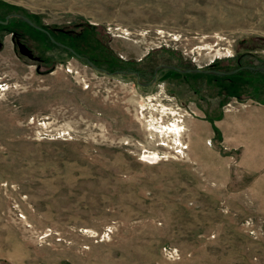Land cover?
Listing matches in <instances>:
<instances>
[{"label":"rangeland","instance_id":"374dc122","mask_svg":"<svg viewBox=\"0 0 264 264\" xmlns=\"http://www.w3.org/2000/svg\"><path fill=\"white\" fill-rule=\"evenodd\" d=\"M11 14L80 58L0 24V264H264V0Z\"/></svg>","mask_w":264,"mask_h":264},{"label":"water","instance_id":"95a60500","mask_svg":"<svg viewBox=\"0 0 264 264\" xmlns=\"http://www.w3.org/2000/svg\"><path fill=\"white\" fill-rule=\"evenodd\" d=\"M10 18H17V19H19V20H21V21L27 23L28 25H30V26L33 27L34 29L39 30V31H42V32L45 33L48 37H50L49 34H48L46 31H44L43 29L37 27V26L34 25L32 22H30L28 19H26L24 16L19 15V14H11V15H9L8 17H6V19H5L4 22H1V21H0V24H4V25L7 24L8 20H9ZM51 41H52L53 43H55L57 46H60V47H62V48H64V49H66V50L69 51L70 53H73L76 57L80 58V57L77 56V55H76L71 49H69V48H67V47H65V46H63V45H61V44L55 42V41L52 40V39H51ZM86 63H87L89 66H91L92 68H94L95 70L100 71V72H102V73H105V74L108 75V76L124 74V75H134V76H136V77L138 78V75H137V74H133V73H129V72H124V71H123V72L119 71V72H114V73H108V72H106V71H104V70H102V69H99V68L95 67L90 61H87ZM160 69H174V67L166 66V65H162V66L157 67V68L155 69V72H157V71L160 70ZM243 69H246V70H258V71H264V68L245 67V68H243ZM236 72H237V70L230 71V72H218V71H213V70H199V69H197V70H193V71H188V73H204V74H210V75H215V76H231V75L235 74ZM148 85H149V84H148Z\"/></svg>","mask_w":264,"mask_h":264},{"label":"flooded vegetation","instance_id":"af4514ba","mask_svg":"<svg viewBox=\"0 0 264 264\" xmlns=\"http://www.w3.org/2000/svg\"><path fill=\"white\" fill-rule=\"evenodd\" d=\"M11 19V18H10ZM17 19V18H16ZM50 36V35H49ZM51 40V39H50ZM64 46V45H63ZM169 71V75L166 76V78H172L174 75L173 74H176V75H182V76H186V75H204V76H209L210 74H204V73H188V71H193V70H181V69H178L176 67H174V69H160L158 70L157 72H155V69L153 71V73L151 74V80L149 83L145 84V86H149L150 84L156 82L158 80V75H159V72L160 71ZM119 72V71H118ZM123 72V71H121ZM125 72V71H124ZM260 72V71H259ZM263 72V71H262ZM129 73H133V74H137L138 75V78L134 75H130V76H134L136 79H139V75L140 73H137V72H133V71H129ZM264 73V72H263ZM149 84V85H148Z\"/></svg>","mask_w":264,"mask_h":264},{"label":"trees","instance_id":"16d2710c","mask_svg":"<svg viewBox=\"0 0 264 264\" xmlns=\"http://www.w3.org/2000/svg\"><path fill=\"white\" fill-rule=\"evenodd\" d=\"M16 19V18H15ZM23 22V21H22ZM25 23V22H24ZM25 24H27V23H25ZM28 25V24H27ZM28 26H30V25H28ZM31 27V26H30ZM33 28V27H32ZM34 29V28H33ZM39 31V30H38ZM40 32H42V31H40ZM44 34V33H43ZM49 39H51V37H49Z\"/></svg>","mask_w":264,"mask_h":264},{"label":"crops","instance_id":"0c3cea01","mask_svg":"<svg viewBox=\"0 0 264 264\" xmlns=\"http://www.w3.org/2000/svg\"><path fill=\"white\" fill-rule=\"evenodd\" d=\"M229 119H231V117H228V119H226V120H229Z\"/></svg>","mask_w":264,"mask_h":264},{"label":"bare ground","instance_id":"6f19581e","mask_svg":"<svg viewBox=\"0 0 264 264\" xmlns=\"http://www.w3.org/2000/svg\"><path fill=\"white\" fill-rule=\"evenodd\" d=\"M176 129V128H175ZM150 160V159H149ZM154 160V159H153ZM152 161V160H151Z\"/></svg>","mask_w":264,"mask_h":264}]
</instances>
